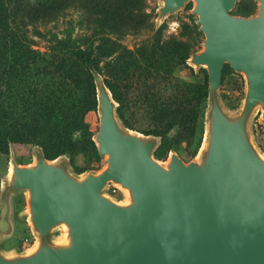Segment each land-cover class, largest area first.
I'll return each mask as SVG.
<instances>
[{
    "label": "water",
    "instance_id": "95a60500",
    "mask_svg": "<svg viewBox=\"0 0 264 264\" xmlns=\"http://www.w3.org/2000/svg\"><path fill=\"white\" fill-rule=\"evenodd\" d=\"M241 1L159 0L156 29L192 4L204 35L187 59L195 73L208 74L195 157L186 162L172 150L156 158L162 138L128 128L95 73L101 167L77 173L67 155L50 160L41 146L31 164L11 156L0 238L13 230L12 197L24 193L35 242L10 253L0 242V264H264V154L252 130L258 113L264 125V0H253L249 16L233 14ZM226 65L245 82L233 111L221 97Z\"/></svg>",
    "mask_w": 264,
    "mask_h": 264
},
{
    "label": "trees",
    "instance_id": "16d2710c",
    "mask_svg": "<svg viewBox=\"0 0 264 264\" xmlns=\"http://www.w3.org/2000/svg\"><path fill=\"white\" fill-rule=\"evenodd\" d=\"M141 3L142 0H0L1 154L9 155L15 144L41 146L46 158L67 155L77 173L86 171L75 168V162L80 140L97 150L87 119L91 112H97L95 73L105 77L128 128L162 138L156 158H167L172 150L178 152L181 143L195 137L199 130L204 134L208 81L195 88L175 73L181 65L192 77L196 76L187 64L189 56L179 57L158 43L137 52L121 51L113 60L112 76L101 66L113 55L103 46L97 56L72 47L41 52L34 49L28 35L33 23L52 20L73 4L101 16V22L115 31L134 28V11ZM191 7L189 4L187 9ZM255 7L253 0H246L240 9L249 15ZM164 29L162 24L156 37ZM227 70L234 71L226 65L222 80ZM179 127V135L171 138L170 132ZM76 134L81 135L79 140Z\"/></svg>",
    "mask_w": 264,
    "mask_h": 264
},
{
    "label": "rangeland",
    "instance_id": "374dc122",
    "mask_svg": "<svg viewBox=\"0 0 264 264\" xmlns=\"http://www.w3.org/2000/svg\"><path fill=\"white\" fill-rule=\"evenodd\" d=\"M245 1L242 0L237 5L233 14L249 16L254 13L256 7L249 15L241 12L240 8L245 6ZM159 5V0H142L141 5L134 11L137 21L136 27L128 26L124 27L122 31H115L101 22V16L88 12L82 5L73 4L52 20L33 23L28 29V35L34 43V49L41 52L49 51L55 47L58 49L72 47L97 56L100 47L103 46L113 55L104 59L101 66L108 75L112 76L115 71L113 60L121 51L137 52L143 47L152 48L156 43L159 44V47L171 49L179 57L190 56L192 52L201 50L204 35L199 31L197 17L191 13V9L186 8L178 14L166 18L163 23L165 29L162 35L156 37L158 30L156 29V12ZM144 63L146 65L148 61ZM175 73L181 80L194 85L195 88L204 86L208 81V74L205 69H201L195 77H192L189 70L180 65ZM244 90V78L234 71L227 70L221 84V97L230 111L238 108L244 96ZM205 104L207 105V100ZM87 119L91 131L95 134L99 127L97 112H91ZM252 130L254 139L264 154V125L260 123V113L254 118ZM179 133L180 127L173 129L170 136L171 138L177 137ZM75 138L79 140L81 135L76 134ZM202 139L203 132L199 130L195 137L188 138L181 143L178 154L186 162L190 161L195 157H191L192 154L195 151L198 152ZM34 148L35 146L32 145L15 144L12 146L9 155L0 153V194L3 181L9 172L11 156L15 157L21 165L31 164L34 159ZM78 152L75 168L97 170L101 167V158L97 155V150L88 142L80 140ZM26 210L25 194L20 193L13 196L10 214L13 230L7 236L0 238L2 249L7 253L28 250L35 242V236L26 217ZM60 235V231L54 234L56 237Z\"/></svg>",
    "mask_w": 264,
    "mask_h": 264
},
{
    "label": "built area",
    "instance_id": "2783aa9c",
    "mask_svg": "<svg viewBox=\"0 0 264 264\" xmlns=\"http://www.w3.org/2000/svg\"><path fill=\"white\" fill-rule=\"evenodd\" d=\"M108 192L116 197H121V192L114 186H111L109 189H108Z\"/></svg>",
    "mask_w": 264,
    "mask_h": 264
}]
</instances>
